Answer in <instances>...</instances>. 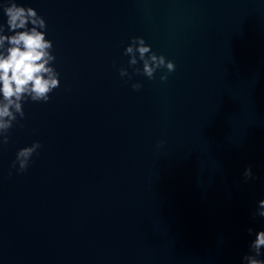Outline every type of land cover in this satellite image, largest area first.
<instances>
[{"label": "clouds", "instance_id": "clouds-1", "mask_svg": "<svg viewBox=\"0 0 264 264\" xmlns=\"http://www.w3.org/2000/svg\"><path fill=\"white\" fill-rule=\"evenodd\" d=\"M0 8L6 17L5 23L0 24V144L6 145L9 143V130L25 117L23 103H47L50 93L60 87V79L52 66L56 57L52 54L53 42L46 39L45 19L35 8L20 5L16 0H5ZM124 54L129 57V67L142 62V69L133 67V71L149 80L154 79L158 70L166 69L160 76L161 81H166L168 74L176 69L173 61L153 52L142 37H133ZM119 75L131 79L125 68L119 69ZM131 87L138 91L142 85L133 83ZM40 147V142L35 141L31 146L19 149L11 167L18 165V173L26 171L33 154H37ZM243 175L247 179L255 178L251 166ZM253 215L264 218V199L258 201ZM247 231L252 235L254 229L248 228ZM262 249L264 230L256 232L255 239L249 242L242 264H264V259L260 258Z\"/></svg>", "mask_w": 264, "mask_h": 264}]
</instances>
